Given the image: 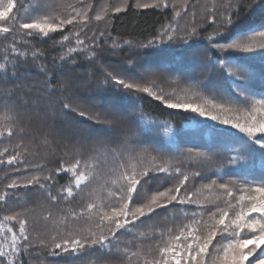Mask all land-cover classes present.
<instances>
[{"label": "snow or ice", "instance_id": "obj_1", "mask_svg": "<svg viewBox=\"0 0 264 264\" xmlns=\"http://www.w3.org/2000/svg\"><path fill=\"white\" fill-rule=\"evenodd\" d=\"M142 6L171 8L174 19L167 25H161L146 42L113 39L105 50L118 56L121 53L116 49L122 47L129 50L184 45L193 57L201 60L203 72L216 73L225 80L241 81L233 88L235 99L220 93L218 98L222 102L213 105L220 112L233 115L221 118L203 106L173 102L163 89L154 90L160 79L155 73L145 72L138 79H129L108 70L104 75L105 84L111 83L116 93L128 100L139 102V94L143 93L160 101L167 109L183 108L221 125H230V129L242 134L239 147L225 153L228 166L236 170L223 172L217 169L215 178L205 177L197 171L190 177L183 170L186 161L198 159L212 163L211 157L202 153L193 155L191 149L187 153L177 151L170 156L161 153L145 137L161 124L167 126V122L152 119L142 111L139 123L136 117L132 118L135 128L129 126L116 137L91 145L75 137L67 138L66 147L70 146L66 154L68 158L62 159L55 169L45 164L30 165L24 143L23 106L13 99L16 92L23 89L8 90L3 85L9 79H18V69L27 67L30 61L34 64L41 59L40 41H52L53 47L66 49L59 55L61 71L68 64H76L81 57L94 65L100 55L97 48L103 41H98L96 31L88 25L93 19L105 20L110 13L106 9L104 15H89L93 7L84 0L67 4H57L53 0H0V33L5 34L3 40H10L0 53V59L4 61L0 63V88H3L0 96L6 97L0 99V109L3 110V115H0V145H12L14 139L18 140L14 147L5 146L0 151V167L18 174L10 178L11 182L5 184L6 190L0 192V212L3 213L0 215V264H33L34 260L51 264L47 257L65 256L68 259L62 264H85V255L97 258L93 264L113 259H118L121 264H245L248 257L264 244V171L259 175L251 172L241 174L239 171L240 167L247 166L253 153L264 158V98L257 99L247 90L249 74L245 67L230 63L227 57L215 55L217 52L223 54L234 50L250 53L254 50L251 44L242 43L240 37L229 35L233 16L240 14V0H227L219 5L213 2L210 6L202 5L199 0L194 3L192 0H154ZM260 6L264 8V3ZM124 7L126 5L115 6L114 12L120 13ZM135 7L141 5L137 3ZM198 12L201 23L196 22ZM188 16L192 22L181 28L176 21ZM105 23L109 21L105 20ZM89 32H92L91 36ZM105 35V31H99V37ZM259 35L264 37V31ZM85 40L91 43L86 44ZM33 41L37 46H32ZM260 48L264 50V44ZM214 57L216 64L212 63ZM128 59L131 61L133 58ZM55 63L56 58L53 59ZM9 65L11 77L8 75ZM41 71L48 77L49 70L43 65ZM54 80L55 73L43 80L39 89L32 90L43 92L48 89L46 95L49 98L65 97L58 101L61 111L67 110L64 114L75 112L96 124L117 125L116 112L90 113L74 98L66 96L67 84L65 91L57 93ZM189 86L206 88L203 79ZM54 132L53 129L47 134L53 135ZM229 132L225 129V134ZM161 173L163 177L159 175ZM225 176L232 178L225 180ZM65 177L67 181L59 183ZM195 177L206 183L201 189L188 192L186 185ZM161 178L175 183L163 191H155L147 202H141V191ZM20 188L26 190L22 204L19 193L7 191ZM204 189L209 193L215 192V199L220 201L214 209L207 207L208 197L202 199ZM31 197L34 200L30 201ZM10 200H15L19 207L9 209ZM30 202L47 212V215L39 217L43 223L52 225L47 235H34L36 219L34 208L28 207ZM189 205H196V208L190 209ZM161 209L162 212L158 211ZM206 215L207 220L204 218ZM177 220L182 222L177 223ZM80 222L87 228L76 229L74 226ZM145 228L148 230L142 231ZM130 236L132 239H126ZM257 259L264 264V259Z\"/></svg>", "mask_w": 264, "mask_h": 264}, {"label": "trees", "instance_id": "obj_2", "mask_svg": "<svg viewBox=\"0 0 264 264\" xmlns=\"http://www.w3.org/2000/svg\"><path fill=\"white\" fill-rule=\"evenodd\" d=\"M76 1L77 0H53V2L57 4L76 3ZM152 2H154V0H84V3L91 4L93 7V12H90L89 15H93V13L104 15L106 9L109 10L110 13L105 17V20L109 21L108 24L105 23V20L95 21L93 19L88 25L89 28L96 31L98 41H103L101 47L97 48V52L100 53V55L97 57L95 64L90 65L87 60L81 57L76 64H68L67 67L61 71L59 68L61 63L59 60V55L62 51H66V49L53 47L52 41H48L47 43L40 41L38 48L43 52L41 59L35 61L34 64L30 61L27 67L18 69L16 73L18 79H9L3 85V88H7L8 90H14L17 88L23 89L22 91L16 92L15 97L13 98L14 100H18L19 103L21 101L27 103H42L44 100L51 105H54V103L57 102L58 107L60 108L58 101H63L61 96H53L49 98L46 95L48 89H44L43 92L39 90L34 91L32 89H39L43 80L47 79L48 77H52L55 73L53 86L56 88L57 93L63 92L65 88V79L63 78V74L68 76L71 74L74 81L80 82L84 80V82L87 84L84 87V91L91 92L93 103H90V113L97 114L116 112V120L118 121L117 125L115 126L108 124H96L92 120H87L84 117L78 116L75 112L65 114L70 118L69 120H72V123H78L86 129H90L93 132L92 134H95L98 137L101 136L100 132L106 131L105 135L107 139H110L120 135L122 130L127 129L129 126L135 128V124L131 123L132 118L136 117L137 123H139V115L142 111L152 119L166 121L167 125L172 126L177 133L179 146L176 149L163 144V140L156 129L147 133L145 138L148 139L154 146L160 145L157 148L161 153L170 156L177 151L187 153L188 150L191 149L193 155L195 153H202L211 157L213 161L212 163L203 162L198 159L186 161L185 165L183 166V170L190 177H192L197 171H200L205 177L212 176L215 178L214 174H216L217 169H221L223 172L236 170L228 166L225 153H231L232 149L239 147L238 141L242 134H237L232 131H230L229 134H225V132L217 131L216 135H213L212 132H209V137H206L208 133L207 129L185 128L186 125L197 120L195 119L197 114L191 112L190 110L167 109L163 104H161L160 101L155 100L143 93L139 94L141 96L139 102L128 100L122 95L117 94L111 83L105 84L104 75L108 70H114L116 73L129 79H138L141 74L147 72L149 74L155 73L158 77H160V79H158L156 82L154 90L160 91L163 89V91L168 96H170L173 102L184 103L183 101L186 98L192 97L195 98V103L193 106L213 107L214 104H219L222 102L218 98L220 93H223L225 97L235 99L233 88L235 85L240 84L241 81L225 80L224 77H221L216 73L203 72L201 60L198 57H193L191 52H189L182 44H171L170 46L165 45L151 49L133 48L124 50L122 47L116 49V51L121 53V55L118 56H113L109 51L105 50L110 47L111 41L113 39H116L120 42L124 40L146 42L147 40L151 39L152 36L160 29L161 25H167L169 21L174 19L171 8H141L143 4ZM192 2L194 3L196 0H192ZM199 2L202 5L208 4L210 6L213 2L219 5L221 3H226L227 0H199ZM137 3H139L141 7H135ZM240 3V14L238 17L233 16V24L229 26V35L233 37H240L241 42L253 38L260 39L261 36L259 35V32L264 31V8H262L260 5L261 3H264V0H240ZM123 5H126L123 11L120 13L114 12L115 6ZM191 22L192 18L191 16H188L186 17V20L184 19V23L180 27L183 28L185 24ZM196 22L201 23L199 12L196 17ZM205 26L207 27V25ZM212 27L215 26L213 25ZM99 31H105L106 35L104 37H99ZM65 32H67V28L65 29ZM209 32H211V27H209ZM108 33H110V35ZM206 34L208 33H202V35ZM4 35L5 34L0 33V53H2L4 45L10 43V40H3ZM8 35L10 36L11 34ZM88 35L91 36L92 32H89ZM263 38L264 37H262V39ZM57 39H59L58 35ZM72 43H74V38ZM85 43L90 44L91 41L85 40ZM32 46H37V42L33 41ZM247 54L248 53L234 50L223 54L218 52L215 53L216 56H220L221 58L227 57L230 63L241 65L247 69L249 74L247 90L250 94L254 95V91H260L264 93V60L255 58L253 56H248ZM73 55L76 54L74 53ZM129 57H132L133 59L129 61ZM54 58H56L55 65L53 64ZM3 62L4 61L0 59V63ZM212 63H217L215 57L213 58ZM112 64L113 66L118 67V69L111 68L112 66L110 65ZM41 65L49 70L48 77H45L44 73L41 71ZM102 68H104L105 71H103ZM8 75L9 77L12 75L10 65L8 66ZM199 79H203L205 81L206 88L197 89L189 86L190 84H195ZM3 88H0V91H3ZM71 91H73V93L67 92L66 96L68 98L73 96L72 98L77 99L78 97L76 94L79 92L74 90ZM173 92H175L174 95L172 94ZM0 99H6V97L0 96ZM63 111L67 113V110ZM224 113H226V115H233L231 112ZM0 115H3L2 109H0ZM120 128L123 129L121 130ZM44 140L45 138L43 139L41 137L40 144ZM45 141L52 142V140H49L48 137ZM16 142H18V140L14 139L12 145H0V151H2L5 146L10 148L14 147ZM58 147L54 146L53 144V148L55 152H57V155L66 159V154L69 152V148L66 147V143L62 142ZM27 148L26 156L29 163H31V161H35L36 164H45L48 168L55 169L57 164L62 160H58L57 163L48 162L49 159H42L41 151L38 152V149L35 147ZM29 154L31 156H29ZM153 155H156V153H153ZM52 159L54 160V158ZM244 159L245 158H242V160ZM239 171L241 174L251 172L252 174L259 175L262 171H264V158H262L259 153H253L251 157L248 158L247 166L240 167ZM44 174L46 175L47 172ZM16 175L18 174L10 171H4L2 167H0V192L6 190L5 184L7 182H11L10 178ZM159 175L161 177L164 176L162 173ZM224 178L227 180L231 179L232 177L225 176ZM66 181L67 177L60 179L59 183L63 184ZM173 183H175V181H168L165 178L154 180L149 185H147L144 190L141 191V195L139 197L140 201L147 202V199L155 191H163L166 187H171ZM204 183H206V181H202L199 177H195L189 181V183L186 185V188L188 192H193L197 189H201L196 185L202 186ZM7 191H16L19 193L20 203H23L25 199V189L20 188ZM204 196L208 197L209 202L207 207L214 209L215 204L220 202L215 199V192L209 193L207 189H204L202 199ZM29 199L30 201L34 200V197ZM18 207L19 205L15 202V200L9 201V209H16ZM28 207L30 209L34 208L35 212L36 232L34 235H47L49 232H51L47 229L48 225L39 223V217L42 215L39 211V207H34L32 202L28 204ZM187 207L194 209L196 208V205H189ZM158 211L162 212L163 210L161 209ZM2 214L3 213L0 212V215ZM168 215L171 216V213ZM204 218L207 220L208 216L206 215ZM160 219L162 220L163 218L161 217ZM181 222L182 220H177V223ZM80 223L76 224L74 227L79 229L78 225ZM169 223H171V220H169ZM147 230L148 229L146 228L142 229V231ZM126 239H132V237L130 236ZM41 255L43 256L44 254L42 253ZM66 259H68L66 256L47 257V261L51 262V264H62V261ZM96 259L97 258L95 256H84L85 264H93ZM259 261L260 260L257 258L250 257L245 261V264H258L257 262ZM33 264H41V261L34 260ZM101 264H121V262L118 259H113L111 261H102Z\"/></svg>", "mask_w": 264, "mask_h": 264}, {"label": "rangeland", "instance_id": "obj_3", "mask_svg": "<svg viewBox=\"0 0 264 264\" xmlns=\"http://www.w3.org/2000/svg\"><path fill=\"white\" fill-rule=\"evenodd\" d=\"M141 8H144V7L142 6ZM184 19L186 20V17L179 19L176 22L181 26L184 23ZM242 43L251 44L253 46L254 50L248 53L247 54L248 56H253L255 58L264 60V50L260 48V45L264 44V38L263 39L262 37L260 39L253 38V39L244 41ZM99 65L101 66L100 63ZM110 66H112L111 68L118 69V67L113 66V64ZM102 69L103 71H105L104 68ZM63 76H64L63 78L65 79L64 83L68 85L69 91L67 92L73 93V91L71 90L79 92L78 94H76L78 98L77 99L75 98V101L78 102L80 106L87 108L90 112V103L92 104L93 102H92L91 92L84 91V87L87 85L86 82H84V80L80 82L74 81L71 74L69 75L71 77L65 74H63ZM89 84H90V80H89ZM63 91H65V88ZM64 98L65 97H62L63 100ZM259 98L260 97H258L257 99ZM183 102L188 103L193 106L195 103V98L188 97ZM19 104L23 106L21 107V111L25 115L24 125H25L26 138L24 140V143L29 148L35 147L36 149H38V152L41 151L42 159L43 160L49 159L48 162L57 163L58 160L64 159L57 155V152H55L53 148V144L54 146L58 147L62 142H65L67 145L68 144L67 138L75 137L76 139L86 141L90 145L95 144L100 139L101 140L107 139L105 135L106 131L100 132L101 136L98 137L97 135L92 134L93 132L90 129H86L85 127L81 126L78 123H72V120H69L70 118L64 114L65 112L64 111L62 112L61 109L58 107L57 102L54 103V105H51L44 100L42 103H32V102L27 103V102L21 101ZM204 108L206 111H210L212 114L219 115L221 118L231 117V115H226V113L220 112L219 110L213 107L204 106ZM180 110H185V109L180 108ZM195 119L197 120L186 125L185 128L186 129H195V128L207 129L208 133L206 137H209V132H212L213 135H216L217 131L225 132V129H229L230 131L238 134L237 130L230 129V125H221L217 121L210 120L207 117H200L198 116V114ZM145 127H148V126L145 125ZM53 129L55 130L53 135H48L47 133ZM120 129L122 130L123 128H120ZM156 130L158 131L161 139L163 140V144L169 147L171 146L174 149H176L179 146L177 133L173 129L172 126H169V125L166 126L164 124H161L159 128H156ZM151 131H154V130H150L149 132ZM41 137L43 139L45 138V140L48 137L49 140L50 139L52 140V142H48L44 140L40 144ZM61 137H65V139H62ZM155 146L158 147L160 145H155ZM29 156L31 155L29 154ZM52 158H54V160ZM67 158L68 156H66V159ZM30 164L34 165L36 163L35 161L34 162L31 161ZM196 186L199 188H202V186L200 185H196ZM39 211L41 212L42 215H47L46 212L42 211L40 207H39ZM39 223L42 224L43 222L40 220ZM46 225H48L47 226L48 231H51L52 225L51 224H46ZM78 227L79 229H86L87 225L84 223H80ZM248 247H255V245H249ZM263 247H264V244H261V246L257 248V251L253 253L251 256H249L248 258L250 257L257 258L258 256H260L261 258L264 259V248ZM245 251H247V249H245ZM257 263L261 264V260Z\"/></svg>", "mask_w": 264, "mask_h": 264}]
</instances>
